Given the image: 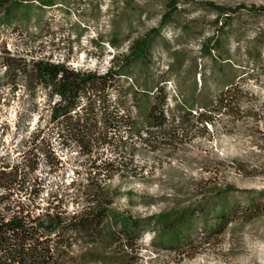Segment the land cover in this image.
Segmentation results:
<instances>
[{"label":"rangeland","instance_id":"374dc122","mask_svg":"<svg viewBox=\"0 0 264 264\" xmlns=\"http://www.w3.org/2000/svg\"><path fill=\"white\" fill-rule=\"evenodd\" d=\"M192 2L180 3L160 28L162 16L168 13L167 0H65L62 6L44 9L39 21L0 27V54L22 56L27 62L43 58L74 70L104 74L112 56L126 54L134 40L156 30L146 60L133 67V83L120 79L117 87L110 89L109 111L118 117L127 115L128 122L136 121L144 137L133 104L128 102V113L121 112L116 104L118 85H131L139 95L154 92L156 87L162 89L168 118L181 103L191 107L194 115L222 94L233 102L237 115L214 113L211 125L193 120L189 135L173 149L153 151L154 144L145 145L126 129L110 133V144L126 140L128 150L114 155L104 147L97 164L115 161L132 169L116 173L110 180L100 173L94 181L116 192L115 209L140 219L188 206L200 200L211 186L234 193L227 196L230 223L220 236L205 238L198 230L192 246L169 251L152 244L157 235L152 226L138 240L131 264H264V198L259 195L264 193V14L248 11L252 6L264 7V0ZM202 3L245 9L226 18L197 6ZM111 40L118 43L116 48L111 47ZM209 40L217 47H210L207 56L203 48ZM46 103L47 92L39 90L33 103L35 111L28 114L33 106L24 87L18 82L15 87L11 85L0 70V171L22 175L26 127L30 124L31 129L37 118L47 146L55 150L61 162L49 168L52 164L35 157L32 176L39 192V208L44 205L46 192L87 178L83 160L76 153L60 150L63 135L47 126ZM127 192L132 196L128 198ZM10 195L12 207L26 204L27 197L17 191V186ZM74 209L69 206L68 211ZM70 256L78 260L77 249Z\"/></svg>","mask_w":264,"mask_h":264},{"label":"trees","instance_id":"16d2710c","mask_svg":"<svg viewBox=\"0 0 264 264\" xmlns=\"http://www.w3.org/2000/svg\"><path fill=\"white\" fill-rule=\"evenodd\" d=\"M64 2L0 0V27H21L39 21L44 9L62 6ZM180 3L194 4L192 0H167L168 13L162 16L160 28L177 12ZM197 6L216 12L219 16L225 15L226 18L245 9L243 6L233 10L224 9L210 3ZM248 11L264 14V7L252 6ZM215 23L218 25V21ZM156 32L150 30L144 37L134 40L126 54L112 56L110 67L104 74L74 70L43 58L27 62L22 56L8 52L0 54L3 76L14 87L17 82L24 87L32 106L39 90L47 92V126L51 125L62 133L60 150L66 154L76 153L83 160L82 166L87 176L85 180L72 181L63 189L46 192L44 205L39 208L36 205L39 192L32 176L36 169L35 157L40 156L47 165L52 164L49 168L59 166L61 162L55 150L46 144L40 118L31 129L30 124L27 125L22 175L16 171H0V264H131V253H137L138 240L152 226L157 229L152 244L176 252L184 246H192L198 230L205 238L220 236L225 231L230 223L226 200L229 194L234 193L233 190L211 186L200 200L188 206L140 219L115 209L116 192L94 181L100 173L110 180L116 173L123 174L132 169L128 164L120 166L115 161L97 164L104 147L114 155L128 150L126 140L110 144V133L126 129L130 136H142L137 130L136 121L128 122L130 118L127 115L118 117L109 111L107 97L120 79L133 83V67L146 60L150 38ZM110 45L116 48L118 43L111 40ZM210 47L216 48V42L209 40L203 48L207 56L211 53ZM117 93L116 104L121 112L128 113V102L133 104L141 122L140 128L145 131L142 142L145 145L154 144L151 147L153 151L173 149L182 143L193 127V120L196 124L211 125V115L214 113L223 112L231 117L237 115L235 105L232 106L233 102L224 98V94L216 102L201 108L203 113L195 112L192 115V108L181 103L175 107V114L168 118L164 112L166 94L159 87L154 92L143 91L139 95L131 85L125 88L118 85ZM31 111H35L34 106L29 108L28 114ZM152 130L158 132L151 133ZM152 134L157 137L154 138ZM156 139L160 141L156 142ZM92 174L94 177H91ZM16 186L27 200L26 204L15 203L12 207L10 192ZM259 195L264 198V193ZM126 196L129 198L132 194L127 192ZM69 206L75 209L69 212ZM11 207L16 211H12ZM204 241L208 243V240ZM76 249L78 260L70 256Z\"/></svg>","mask_w":264,"mask_h":264}]
</instances>
